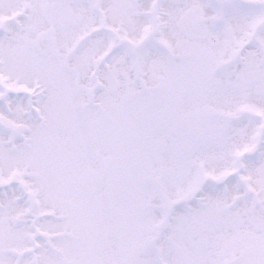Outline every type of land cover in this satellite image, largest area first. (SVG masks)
Masks as SVG:
<instances>
[{
	"label": "snow or ice",
	"instance_id": "6c2138e0",
	"mask_svg": "<svg viewBox=\"0 0 264 264\" xmlns=\"http://www.w3.org/2000/svg\"><path fill=\"white\" fill-rule=\"evenodd\" d=\"M0 264H264V0H0Z\"/></svg>",
	"mask_w": 264,
	"mask_h": 264
}]
</instances>
